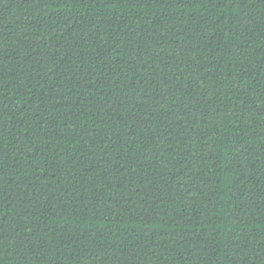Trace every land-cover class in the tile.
<instances>
[{
    "label": "trees",
    "instance_id": "16d2710c",
    "mask_svg": "<svg viewBox=\"0 0 264 264\" xmlns=\"http://www.w3.org/2000/svg\"><path fill=\"white\" fill-rule=\"evenodd\" d=\"M0 264H264V0H0Z\"/></svg>",
    "mask_w": 264,
    "mask_h": 264
}]
</instances>
